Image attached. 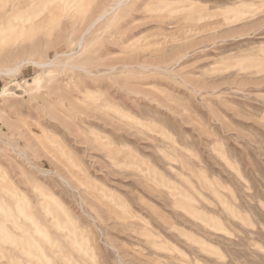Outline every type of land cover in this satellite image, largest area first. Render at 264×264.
Returning <instances> with one entry per match:
<instances>
[{
  "label": "rangeland",
  "instance_id": "rangeland-1",
  "mask_svg": "<svg viewBox=\"0 0 264 264\" xmlns=\"http://www.w3.org/2000/svg\"><path fill=\"white\" fill-rule=\"evenodd\" d=\"M117 1L0 0V264H264V0Z\"/></svg>",
  "mask_w": 264,
  "mask_h": 264
},
{
  "label": "bare ground",
  "instance_id": "bare-ground-1",
  "mask_svg": "<svg viewBox=\"0 0 264 264\" xmlns=\"http://www.w3.org/2000/svg\"><path fill=\"white\" fill-rule=\"evenodd\" d=\"M123 5V0H118L116 2V4L114 5V7H112V11H115L117 10L118 8H120L121 6ZM111 11V12H112ZM113 13V12H112ZM109 15V12H106L104 13L101 17H99L96 21H94L92 24H91V27H94L98 22L102 21L103 19H105L107 16ZM22 65V64H21ZM12 71V70H11ZM11 71H7L6 73H11Z\"/></svg>",
  "mask_w": 264,
  "mask_h": 264
}]
</instances>
